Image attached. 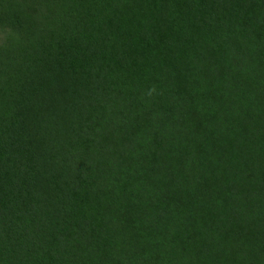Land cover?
<instances>
[{"label": "trees", "instance_id": "trees-1", "mask_svg": "<svg viewBox=\"0 0 264 264\" xmlns=\"http://www.w3.org/2000/svg\"><path fill=\"white\" fill-rule=\"evenodd\" d=\"M99 1L180 32L186 55L164 38L158 59L154 32L93 64L0 46V86L21 85L0 116V264H264L263 67L196 44L264 43V0ZM207 66L226 77L173 78Z\"/></svg>", "mask_w": 264, "mask_h": 264}, {"label": "rangeland", "instance_id": "rangeland-1", "mask_svg": "<svg viewBox=\"0 0 264 264\" xmlns=\"http://www.w3.org/2000/svg\"><path fill=\"white\" fill-rule=\"evenodd\" d=\"M7 15L26 18L29 22L9 23L2 19ZM249 18L255 21L257 15L250 12ZM254 21L251 23L256 28ZM139 29L144 30L142 35ZM153 32L156 35L153 37L152 50L156 57L161 59L157 46L160 40L165 38L172 47L171 56L175 58L177 65L180 64L186 55L180 52V48L187 45V40L180 32L164 28L150 17L121 11L113 2L102 4L99 0H0V46L9 51L18 50L35 57L49 55L77 63L93 64L101 63L100 59L113 61L121 56L122 51L129 57L132 49L140 56L142 54L138 50L144 52L148 49L135 43L140 40L147 41V37ZM173 41L181 43L176 50L172 46ZM35 42L41 50L34 45ZM196 44L199 47L198 53L201 49L209 48L211 50L207 54L208 57L225 54L229 63L233 60L236 64L245 65L246 71L261 66L263 69L251 71L249 74L257 80L264 78V43L259 39H207ZM131 62L134 63L130 66L132 68L140 66L139 61ZM161 63L163 62L155 60L152 65L159 68ZM173 67L170 63L169 66H164V69L170 74H176L177 69H169ZM208 70L215 71V75L218 73V76L226 77V74L207 66L202 70L203 76L187 78L174 75L173 78L198 80L206 76L212 77L213 74L208 73ZM20 92L21 85L18 84L0 86V116L15 110Z\"/></svg>", "mask_w": 264, "mask_h": 264}]
</instances>
